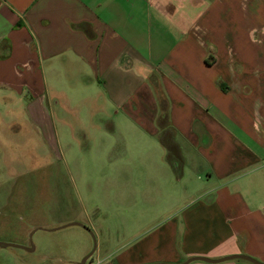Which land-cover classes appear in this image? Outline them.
I'll return each mask as SVG.
<instances>
[{
    "label": "crops",
    "instance_id": "obj_1",
    "mask_svg": "<svg viewBox=\"0 0 264 264\" xmlns=\"http://www.w3.org/2000/svg\"><path fill=\"white\" fill-rule=\"evenodd\" d=\"M0 102V134L24 117L45 139L57 112H86L108 150L141 132L167 149L168 134L205 173L148 231L99 241L97 260L264 263V0H0ZM60 247L57 264H78L93 241Z\"/></svg>",
    "mask_w": 264,
    "mask_h": 264
},
{
    "label": "rangeland",
    "instance_id": "obj_2",
    "mask_svg": "<svg viewBox=\"0 0 264 264\" xmlns=\"http://www.w3.org/2000/svg\"><path fill=\"white\" fill-rule=\"evenodd\" d=\"M85 114L57 112L45 139L24 117L12 126L13 137L7 130L4 141L0 134V242L19 246L0 247V264H57L63 242L93 241V250L99 241H128L179 210L207 182L205 173L186 168L168 134L160 135L167 149L141 132L133 147L126 141L108 150L104 136L101 141L84 128L105 119ZM106 136L110 143L117 137ZM73 222L94 227L93 235L81 225L53 230Z\"/></svg>",
    "mask_w": 264,
    "mask_h": 264
},
{
    "label": "water",
    "instance_id": "obj_3",
    "mask_svg": "<svg viewBox=\"0 0 264 264\" xmlns=\"http://www.w3.org/2000/svg\"><path fill=\"white\" fill-rule=\"evenodd\" d=\"M72 225H81L79 223H76V222H73V223H69V224H66V225H63V226H59L57 228H54L53 230H56V229H60V228H65L67 226H72ZM82 227H84L87 231H89L91 233V235H93V231L91 228H89L88 226L86 225H81ZM9 246H15V247H19L18 245H12V244H8V243H1L0 242V247H9ZM96 250V243H95V246L93 248V250L87 255L85 256L80 262H78V264H87V262L89 261V259L92 257V255L94 254ZM235 257H241V258H245L255 264H264V263H261L251 257H248V256H243V255H236ZM229 258H233V257H228L227 259ZM197 259H200V260H204V261H208V262H218V261H222V260H225V259H220V260H212V259H208V258H204V257H194V258H190L188 259L187 261H185L184 263H180V264H189L190 262L194 261V260H197ZM167 264V263H165Z\"/></svg>",
    "mask_w": 264,
    "mask_h": 264
},
{
    "label": "built area",
    "instance_id": "obj_4",
    "mask_svg": "<svg viewBox=\"0 0 264 264\" xmlns=\"http://www.w3.org/2000/svg\"><path fill=\"white\" fill-rule=\"evenodd\" d=\"M91 261H92V260H91ZM103 261H104V260H103ZM103 261H102V259H99V260H96V261L94 262V264H102ZM89 264H91V263H89Z\"/></svg>",
    "mask_w": 264,
    "mask_h": 264
}]
</instances>
